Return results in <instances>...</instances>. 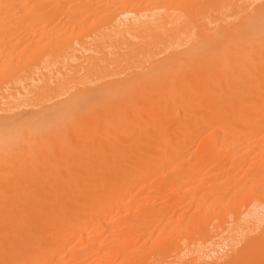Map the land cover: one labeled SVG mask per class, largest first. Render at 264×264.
<instances>
[{
	"label": "bare ground",
	"instance_id": "1",
	"mask_svg": "<svg viewBox=\"0 0 264 264\" xmlns=\"http://www.w3.org/2000/svg\"><path fill=\"white\" fill-rule=\"evenodd\" d=\"M0 264H264V0H0Z\"/></svg>",
	"mask_w": 264,
	"mask_h": 264
}]
</instances>
